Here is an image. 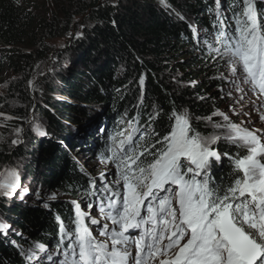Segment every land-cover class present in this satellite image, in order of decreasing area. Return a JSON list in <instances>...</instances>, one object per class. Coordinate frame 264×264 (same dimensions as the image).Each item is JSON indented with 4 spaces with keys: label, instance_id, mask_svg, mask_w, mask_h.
Returning a JSON list of instances; mask_svg holds the SVG:
<instances>
[{
    "label": "trees",
    "instance_id": "trees-1",
    "mask_svg": "<svg viewBox=\"0 0 264 264\" xmlns=\"http://www.w3.org/2000/svg\"><path fill=\"white\" fill-rule=\"evenodd\" d=\"M166 3L168 7L161 0H115L103 6L96 0H0V83L6 84L3 94L0 93V129L8 135V141L0 146V167L20 160L27 172L25 177H30L36 173H32L31 164L38 165L36 180L44 189L46 186L78 202V198L84 199L83 203L90 199L92 179L85 177L79 167L58 160L60 145L53 139L56 135L63 140L66 130L62 131L59 120L64 119L62 112L70 108L69 99L99 107L110 103L106 110L135 114L137 126L149 128L141 132L150 130L158 134L139 140L146 147L170 133L175 123L174 112L188 114L193 134L210 132L209 117L215 119L213 114L226 103L227 81L219 74L217 57H210L208 48L195 42L193 29H212L215 3ZM225 5L234 22L242 7L241 0H226ZM258 6L263 10L261 3ZM80 16H86L93 25L91 41L75 40L66 54L58 52L57 57H69L70 61L58 74L53 90L47 85L42 94L28 90V84L41 73L51 52L47 42L67 35ZM210 44L218 45L216 41ZM77 58H91L92 68L84 65L82 70H75L73 61ZM141 78L145 81L143 86ZM82 79L89 80L83 91L78 83ZM32 110L40 112L50 137L35 138L30 132L26 136L22 133ZM157 112L156 120L149 125ZM5 113L11 119H6ZM23 135L28 147L24 142L23 146H13V138ZM84 138H88L89 144L93 141L92 136ZM219 151L222 162L214 173V187L226 190L238 178L228 157L246 153L227 141L220 142ZM88 155L89 160L97 162L91 152ZM109 170L111 174L107 175L111 178L113 170ZM19 200L18 193L14 198H0V213L13 230L10 236L14 243H46L55 235L56 216L66 221L71 218V202L52 201L43 207ZM14 243H7L0 232V264H21Z\"/></svg>",
    "mask_w": 264,
    "mask_h": 264
},
{
    "label": "snow or ice",
    "instance_id": "snow-or-ice-1",
    "mask_svg": "<svg viewBox=\"0 0 264 264\" xmlns=\"http://www.w3.org/2000/svg\"><path fill=\"white\" fill-rule=\"evenodd\" d=\"M215 2L218 23L213 27L218 29L215 41L220 47L207 40L203 44L208 45L210 57L223 58L233 78L231 82L241 92L244 88L240 84L246 85L255 97L252 103L257 110H264V10L258 8L264 0H241L234 32L225 31L221 0ZM161 4L168 7L166 0H161ZM193 33L196 35L195 29ZM144 82L141 78L140 85ZM158 115L157 112L151 117L149 125ZM213 115L226 122L223 127L227 136L190 135L194 130L188 114L174 112L175 123L169 135L150 147L139 143L133 147L132 135L121 140L117 146L119 154L113 148L112 158L101 162L115 164L120 176L116 185H122L124 192L106 188L101 191L110 195L98 197L108 201L99 207L100 220L116 227L102 225L99 236L105 239L98 240L85 220L91 225L100 224V220L92 219L74 202V230L59 223V248H67L60 264H264V130L236 125L221 112ZM260 119L264 122V114ZM132 131L140 133L141 141L145 135L149 139L158 135L137 128ZM36 132L46 135L38 127ZM111 139L114 143L116 138ZM222 139L247 152L228 157L238 178L226 190L210 186L208 175L212 163L221 159L212 145ZM9 175L12 182L0 185V189H6L0 193L4 196L14 195L19 187L18 174L11 171ZM91 188L90 195H97L95 179ZM49 199L54 200L55 196ZM88 208L91 210L92 205ZM7 229L8 225L0 222V232ZM136 230L141 233L138 238L130 235ZM34 247L45 252L39 244Z\"/></svg>",
    "mask_w": 264,
    "mask_h": 264
},
{
    "label": "rangeland",
    "instance_id": "rangeland-1",
    "mask_svg": "<svg viewBox=\"0 0 264 264\" xmlns=\"http://www.w3.org/2000/svg\"><path fill=\"white\" fill-rule=\"evenodd\" d=\"M98 3H100L102 6L105 4H113L115 0H96ZM216 3V2H215ZM93 31V25L91 22H89V19L85 16H80V18L77 19V22L75 25L69 29L68 34L63 36V37H56L52 38L47 42V45L51 49V52L48 53V56L46 57V62L43 64V68L41 69V73L28 84V90L31 92H39L40 94L44 93L43 87L45 85L50 86V90H53V84H56L57 76L58 74L62 71V68L66 65L69 64L68 62L69 57H65L63 59H60V57H57L58 52L61 53H67L69 48L73 45H75V40H84L85 42L91 41L89 39V36ZM206 32V30H205ZM213 37V35L211 34ZM209 39V37H207ZM205 39V40H207ZM203 39H199V43L203 44ZM210 44L211 41L207 40ZM73 42V43H72ZM205 45V44H204ZM208 47V45H205ZM57 58V59H56ZM80 58V57H79ZM75 59L73 62V67L75 70H82V67L84 68L85 66L91 67L92 68V60H88V58L84 61V59L81 61V59ZM81 61V62H79ZM84 61V63H83ZM217 62H219L220 66V71L219 74L223 76L226 81H227V86H226V103L221 106L220 109L216 110V112H221L227 115L230 118V121L236 125H241L249 130H255V129H261L264 130V122L261 121L260 116L264 114V110H257V107L252 103L253 100H255V97L249 93L246 92L244 89L243 92L239 90V88L234 85L232 81V77L228 73L227 66L224 64V60L221 57L217 56L216 59ZM5 62V61H3ZM82 64V65H81ZM85 65V66H84ZM77 67V69H76ZM119 71V70H117ZM5 75V74H3ZM8 76V75H7ZM1 81V78H0ZM5 81V80H4ZM88 81L89 80H81L78 83L81 84L82 88L80 90H84L86 86H88ZM240 87L244 88V84H240ZM6 89V84L5 82L0 83V93L3 94L4 90ZM69 107L67 110L62 112L61 117L64 118L63 120H59V123H62L63 125V130H66L63 132V140L60 137H56V135H53V139L56 143L60 145L57 155H58V160L61 162H67L75 167H79L83 171V175L85 177H89L90 179H95L97 180L100 178L102 175L103 176H108L107 173L110 171L109 167L112 165L109 164H101L98 161L95 163L94 161L89 160L87 157L89 156L88 153L85 152L83 147H80V149H75L76 146H79L78 142L76 139L78 137H81V134L84 129H86L89 125H91V121L99 114L103 113V108L106 106H101L97 107L95 106L94 103H91L90 105L82 103L83 100L76 101L74 99H69ZM107 107H111L110 103L107 104ZM91 110L90 113L86 112V110ZM88 114V118L84 119L85 114ZM6 114V113H5ZM9 114V113H8ZM8 117V115L6 114ZM44 120L40 118V112L37 110H32L28 116L27 119V126H23L22 128L25 129L24 135L28 132H30L34 137H38L40 135L37 134L36 129L37 127L44 131L46 133V137H50L52 134H49L47 132V127L48 124L46 121L42 123ZM124 125H127L128 119H125ZM226 122L223 121L222 117H216L215 119L208 120L207 125H209V128L207 131L210 132H205V133H198L200 136L209 138L212 137L213 135H221V136H227L228 133L226 129L223 127V125ZM221 125L220 128H214L213 125ZM122 125V124H121ZM193 133H190L192 135ZM197 134V133H196ZM24 135L19 137V138H13L14 140L11 141L13 146H23L24 140ZM91 144L95 143V139L92 138ZM8 141V135L0 129V146H2L4 143ZM13 141H16V143H13ZM84 141L88 142V138H84ZM221 141H226V140H221ZM219 141L217 144L212 145V150L213 151H218V153L221 155V152L219 151ZM74 142V143H73ZM24 145L28 147V143L24 142ZM12 146V148H13ZM62 146H63V151H62ZM61 148V149H60ZM244 152L247 155V152L244 150ZM222 156V155H221ZM67 160H66V159ZM222 160H219V163H221ZM23 163L22 161H10L8 163L3 164L0 167V185L5 184V183H11L12 182V177L9 175L11 171H15L18 176H19V187L16 190V193L14 195L10 196H4L0 194L1 196H4L5 198H14L15 195L18 193V197L21 199L19 200L22 203H31V204H36V205H48L52 201H60V202H65V203H72L73 201L68 198L66 195H62L60 192L54 190L52 191L50 188H43V185H41L36 178H38V170L39 167L38 165H32L30 168L33 169L34 173L30 177H25L27 172L22 166ZM86 167V168H85ZM113 170L112 176H114V169L113 166L111 167ZM36 169V170H35ZM110 173V172H109ZM106 174V175H105ZM111 174V173H110ZM110 176V175H109ZM25 177V182H23V179ZM23 182V184H22ZM26 189V191H24ZM6 189H0V193L5 191ZM23 193V195H21ZM55 196V199H49V197ZM78 198V197H76ZM80 202L84 199H79ZM4 215L0 213V222L5 224V221L3 220ZM10 231V233H8ZM2 233V232H1ZM13 233V230L11 229V226L8 224V229L3 232L4 238L7 239V243L13 242V239H11L10 234ZM15 248V244L12 245ZM16 249V248H15Z\"/></svg>",
    "mask_w": 264,
    "mask_h": 264
}]
</instances>
